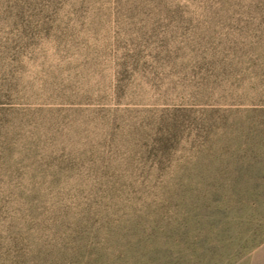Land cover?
<instances>
[{
    "label": "rangeland",
    "instance_id": "1",
    "mask_svg": "<svg viewBox=\"0 0 264 264\" xmlns=\"http://www.w3.org/2000/svg\"><path fill=\"white\" fill-rule=\"evenodd\" d=\"M0 264H264V0H0Z\"/></svg>",
    "mask_w": 264,
    "mask_h": 264
}]
</instances>
